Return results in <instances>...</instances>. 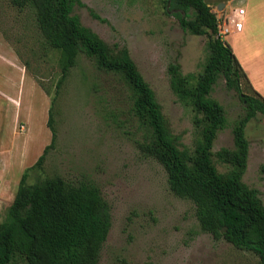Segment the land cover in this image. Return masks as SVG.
Returning a JSON list of instances; mask_svg holds the SVG:
<instances>
[{"label": "rangeland", "instance_id": "374dc122", "mask_svg": "<svg viewBox=\"0 0 264 264\" xmlns=\"http://www.w3.org/2000/svg\"><path fill=\"white\" fill-rule=\"evenodd\" d=\"M81 1L85 7L75 8L81 23L110 47L128 48L172 132L182 147L193 151L201 139V128L192 107L173 93L169 68L180 64L185 75L198 78L210 53L208 37L184 30L165 0ZM205 1L221 22L242 8V0ZM90 10L107 22L94 19ZM255 55L264 79V61ZM59 58L47 45L34 10L0 0V154L5 167L0 224L8 216L26 169L51 144L48 119L56 97V143L42 167L29 173L27 183L62 177L91 181L101 189L112 207V228L100 264H258L252 253L217 241L202 230L194 202L176 196L163 166L138 148L128 123V101L92 60L81 55L56 96ZM211 97L225 108L228 119L214 143L215 154L234 148L232 128L245 107L240 94L228 89L223 77ZM246 138L250 150L243 181L258 191L264 203V114L249 122ZM214 161L221 173L229 171L216 157Z\"/></svg>", "mask_w": 264, "mask_h": 264}, {"label": "trees", "instance_id": "16d2710c", "mask_svg": "<svg viewBox=\"0 0 264 264\" xmlns=\"http://www.w3.org/2000/svg\"><path fill=\"white\" fill-rule=\"evenodd\" d=\"M12 4L34 10L47 45L60 55L56 96L80 56L92 60L128 101V123L138 148L163 166L176 196L194 202L202 230L217 241L252 253L258 264H264V203L258 191L243 181L250 150L246 127L257 114H264V97L253 89L232 47L219 36V19L207 2L165 0L166 8L184 30L208 37L210 53L198 78L185 75L180 64L169 68L173 93L192 107L195 123L201 128V139L193 151L182 147L172 132L154 90L128 48L110 47L81 23L75 14L76 7H85L81 0H12ZM90 13L94 19L107 22L93 10ZM222 77L228 89L240 94L245 113L232 128L234 148L214 154V143L228 126L225 108L211 97ZM55 102L56 97L48 119L51 144L26 169L8 216L0 224V264H100L112 228V207L101 189L91 181L73 182L62 177L27 183L29 173L42 167L56 143ZM214 157L229 171L221 173Z\"/></svg>", "mask_w": 264, "mask_h": 264}, {"label": "crops", "instance_id": "0c3cea01", "mask_svg": "<svg viewBox=\"0 0 264 264\" xmlns=\"http://www.w3.org/2000/svg\"><path fill=\"white\" fill-rule=\"evenodd\" d=\"M242 8L245 9L243 30L233 33L222 39L228 42L233 52L245 70L251 86L264 97V79L256 64V55L264 61V0H242ZM5 167L0 154V179L2 188L1 172ZM1 200V198H0Z\"/></svg>", "mask_w": 264, "mask_h": 264}, {"label": "built area", "instance_id": "2783aa9c", "mask_svg": "<svg viewBox=\"0 0 264 264\" xmlns=\"http://www.w3.org/2000/svg\"><path fill=\"white\" fill-rule=\"evenodd\" d=\"M245 17V9L241 8L236 10L234 15L224 19L221 22L219 20V36L221 38L226 37L235 32H241L243 30V19Z\"/></svg>", "mask_w": 264, "mask_h": 264}]
</instances>
